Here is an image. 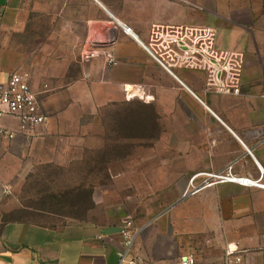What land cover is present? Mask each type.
I'll use <instances>...</instances> for the list:
<instances>
[{
    "label": "crops",
    "instance_id": "crops-1",
    "mask_svg": "<svg viewBox=\"0 0 264 264\" xmlns=\"http://www.w3.org/2000/svg\"><path fill=\"white\" fill-rule=\"evenodd\" d=\"M190 1L0 0V81L13 72L24 76L48 117L22 134L15 120L0 121L15 133L0 137V199L11 200L36 166L73 162L97 149L99 110L124 103L129 86L145 88L141 142L153 144L141 157L153 159L154 175L149 199L130 196L126 203L127 191L139 186L123 163L108 168L105 191L89 193L86 221L15 207L20 216L0 227V264H178L188 255L195 264H223L227 249L240 252L242 264H264V189L219 183L183 196L196 174L231 165L235 175L256 178L257 167L264 170V0L249 10L248 23L199 19L216 31L218 49L244 55L236 95L206 90L199 71L167 74L141 47L152 24H195ZM108 54L117 66L106 64ZM162 190L174 191L163 210L156 198ZM125 211L137 235L120 263Z\"/></svg>",
    "mask_w": 264,
    "mask_h": 264
},
{
    "label": "rangeland",
    "instance_id": "rangeland-1",
    "mask_svg": "<svg viewBox=\"0 0 264 264\" xmlns=\"http://www.w3.org/2000/svg\"><path fill=\"white\" fill-rule=\"evenodd\" d=\"M178 2L183 4L182 0ZM190 2L194 10L193 25H200L199 19L203 15L232 27L242 22L248 23L252 16L249 10L256 8L259 0H192ZM144 113L145 109L141 107V100L138 98L100 109L97 149L86 151L87 157L73 159V162L63 159L59 165L36 166L34 173L17 183L11 200L4 197L0 199V227L7 220L20 216L21 207L50 209L68 218L67 220L90 219L91 213L87 212L89 207L93 208V202L89 204V193L94 187L97 189V194L100 191L104 192L111 180L108 168L112 166L118 169L122 163L127 166L128 171L130 170L128 175L130 181L139 186V189L133 188L127 191L125 202L128 203L129 197L133 196L141 203V195L148 200L151 195L150 183L154 176L150 171L153 159L141 157V151L152 149L153 143L141 142V128H145L141 127V120H145ZM173 192L157 191V203L163 204L161 210L173 202V197H170ZM77 197L82 199L79 204L75 201ZM105 199L103 195L101 205L107 204L108 200ZM168 200L169 204L165 205ZM14 201L17 203L16 206ZM122 204L125 203L119 201L117 205L122 206ZM15 207L19 211L14 210ZM126 217L134 221L130 212L125 211L120 223Z\"/></svg>",
    "mask_w": 264,
    "mask_h": 264
},
{
    "label": "built area",
    "instance_id": "built-area-1",
    "mask_svg": "<svg viewBox=\"0 0 264 264\" xmlns=\"http://www.w3.org/2000/svg\"><path fill=\"white\" fill-rule=\"evenodd\" d=\"M122 33L133 36L131 28L118 23ZM216 31L202 25L152 24L149 28L147 42L141 44L149 58L167 74L173 75L176 70L199 71L205 76V88L220 94H238L241 73L244 66V55L233 50L218 49L215 45ZM109 67L117 66L112 55L105 56ZM126 100L138 98L145 100L143 86H129L124 89ZM13 119L17 122L18 133L45 125L48 117L43 114L38 104V94L30 88L27 79L16 73H10L0 81V121ZM15 133L8 131L0 124V137L12 139ZM256 178L239 177L227 166L223 171L200 173L191 177L187 184V193L193 194L203 188L219 183H235L245 187L264 189V170L257 167ZM199 180L194 185V181ZM122 249L117 253L120 263L129 257L137 235V230L130 217L120 223ZM178 264H195L191 255L181 257ZM223 264H242L241 253L227 249Z\"/></svg>",
    "mask_w": 264,
    "mask_h": 264
}]
</instances>
